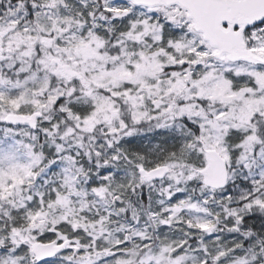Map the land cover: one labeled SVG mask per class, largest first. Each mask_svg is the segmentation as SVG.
Returning a JSON list of instances; mask_svg holds the SVG:
<instances>
[{
	"label": "snow or ice",
	"instance_id": "snow-or-ice-1",
	"mask_svg": "<svg viewBox=\"0 0 264 264\" xmlns=\"http://www.w3.org/2000/svg\"><path fill=\"white\" fill-rule=\"evenodd\" d=\"M0 264H264V0H0Z\"/></svg>",
	"mask_w": 264,
	"mask_h": 264
}]
</instances>
